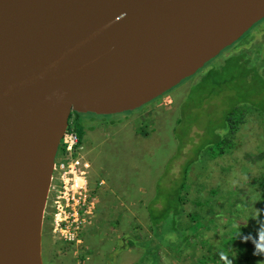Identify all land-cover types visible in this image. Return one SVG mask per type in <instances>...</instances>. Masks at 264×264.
Segmentation results:
<instances>
[{"label":"water","instance_id":"water-1","mask_svg":"<svg viewBox=\"0 0 264 264\" xmlns=\"http://www.w3.org/2000/svg\"><path fill=\"white\" fill-rule=\"evenodd\" d=\"M264 20V0H0V264H44L74 113L135 111Z\"/></svg>","mask_w":264,"mask_h":264},{"label":"rangeland","instance_id":"rangeland-1","mask_svg":"<svg viewBox=\"0 0 264 264\" xmlns=\"http://www.w3.org/2000/svg\"><path fill=\"white\" fill-rule=\"evenodd\" d=\"M235 54L251 64L236 72V85L257 103L242 104L230 134L221 125L239 103L236 92L223 86L208 98L220 85L202 77ZM75 119L68 133L79 138L77 148L84 144L92 163L87 195L94 203L83 244L70 252L53 238L60 217L53 196L44 264H225L226 252L231 264H264L254 249L235 255L241 243L251 245L241 231L264 228L258 218L264 214V20L163 99L117 115L83 114L80 125ZM223 137L229 139L219 153ZM197 213L202 220L191 224Z\"/></svg>","mask_w":264,"mask_h":264},{"label":"built area","instance_id":"built-area-1","mask_svg":"<svg viewBox=\"0 0 264 264\" xmlns=\"http://www.w3.org/2000/svg\"><path fill=\"white\" fill-rule=\"evenodd\" d=\"M71 137L74 141L78 140L76 135H71ZM63 154L64 152L60 153L55 167V182L51 191L46 217L50 203L52 202L51 207L54 206V196V216L57 215V211H60L58 214L60 217L55 218L57 229L53 234V238L67 245L79 247L83 244L80 236L85 227V218L90 214V205L94 203V199H90L89 194L87 195L89 189L87 185L88 164H82L80 160L69 163L67 157L63 158ZM82 178L84 179L83 182L81 181ZM62 194L65 197L61 196Z\"/></svg>","mask_w":264,"mask_h":264},{"label":"trees","instance_id":"trees-1","mask_svg":"<svg viewBox=\"0 0 264 264\" xmlns=\"http://www.w3.org/2000/svg\"><path fill=\"white\" fill-rule=\"evenodd\" d=\"M250 65H251L250 62H245L243 60V56H241L239 54H235V55L230 56V57H228L226 59L225 64H224L223 67H220L219 69H213L212 71L208 72L205 76L202 77L204 84H207V82H209V81H213L214 83L220 85L219 87H215L214 88V92L210 91V94H209L208 98L210 96H212L213 94L218 93L219 90L216 91L217 90L216 88L222 89L223 86H224V88H229L230 87V88H232V89L229 88L230 91L234 90L236 92L235 96H237V101L239 103H237L236 106H232L231 109L226 112V114H225V116L223 118V123L221 125L222 127H224V130L229 131L230 134H233L232 122L235 119V117L238 114H240L239 110H241L242 104L251 103V101H253L252 99L249 100V101L245 100L244 97H243L244 95L241 92V88H239L241 85H239V87H237V85H236V84H239V80H237V78H236L237 77L236 72L237 71H242L244 68L248 69L250 67ZM199 86H196V88H199ZM168 94H166L165 96H167ZM164 97H162V99ZM253 102H255L254 105H256L257 101H253ZM73 115H75V117H76V119H75V121H77L76 124L80 125L81 124L80 118H81V116L83 114L74 113ZM73 115L71 117V120L73 118ZM102 116H107V115H102ZM78 133H79L80 139L83 140V132L78 130ZM219 137H221V136H219ZM228 139L229 138H224L223 137V138H221L220 142L217 143L219 145L218 149H220L219 153H222V149H224L225 143L228 141ZM214 155H216V151L214 152ZM186 167H189V165H187ZM187 173H188V168H187L186 174ZM204 203H206L211 209V206L213 204L212 201L208 200V201H206ZM218 204H220V200L218 201ZM202 208H204V207H202ZM204 209H206V208H204ZM207 211L211 212L212 210L207 209ZM219 212H221V211L218 210L217 213H219ZM249 212H250V210H248V213ZM258 218H259L260 226L262 225L264 227V214H259ZM198 220H202V218H201L200 214L197 213L194 218L192 217V223L191 224L196 223V221H198ZM189 227H191V225H189ZM242 227H244L245 229L248 228L246 226H242ZM224 231H226V228H224ZM241 232H245L244 235H247L249 233L254 235L257 232V230L253 229V232H250V231H241ZM240 235L242 237V234H240ZM245 244H247V243H245ZM226 245L228 246L229 242H227ZM225 249L227 250V248H225ZM253 249H254V245L252 243H251L250 246H245L244 244L241 243L240 246H238V249L235 250L236 254L235 253H233V254L239 256V254L248 253V254L251 255V252H252ZM223 257H224L225 260L232 261V258L227 255V252L224 254ZM233 258H234V261L239 259L238 257L236 258L234 256H233Z\"/></svg>","mask_w":264,"mask_h":264},{"label":"bare ground","instance_id":"bare-ground-1","mask_svg":"<svg viewBox=\"0 0 264 264\" xmlns=\"http://www.w3.org/2000/svg\"><path fill=\"white\" fill-rule=\"evenodd\" d=\"M235 45V44H234ZM205 67V66H204ZM203 67V68H204ZM202 68V69H203ZM201 70V69H200ZM199 70V71H200ZM198 71V72H199ZM197 72V73H198ZM194 76V75H193ZM192 76V77H193ZM191 78V77H189ZM187 78V79H189ZM186 79V80H187ZM185 81V80H184ZM182 81V82H184ZM181 82V83H182ZM180 85V84H179ZM177 85V86H179ZM177 86L175 88H177ZM175 88H173L172 90H174ZM172 90H170L169 92H167L166 94L170 93ZM166 94H164L162 97H164ZM161 97V98H162ZM156 100V99H155ZM154 101V100H153ZM149 104V103H148ZM70 122H71V119H70ZM69 128H70V125H69ZM66 137L68 138L66 140ZM62 142L64 143V146L63 148L65 147L64 149V153L66 154V157L68 158L69 162H76L77 160H80L82 162V164H88V168H87V172L88 171H91L92 170V163L90 162V160L87 158L88 156L86 155V147L84 146V144L80 147V148H77L78 145H79V138L77 141H74L73 138L71 137V135H69V133L67 132V134L65 135V137L62 139L61 141V144H60V148H59V153H58V156L56 158V163H55V166L57 164V161L59 159V155L62 151H60L61 149V146H62ZM75 154V157L73 156ZM87 178H89V175L87 174ZM83 179V178H82ZM91 182H90V178L87 179V185L88 187L90 186Z\"/></svg>","mask_w":264,"mask_h":264},{"label":"clouds","instance_id":"clouds-1","mask_svg":"<svg viewBox=\"0 0 264 264\" xmlns=\"http://www.w3.org/2000/svg\"><path fill=\"white\" fill-rule=\"evenodd\" d=\"M218 207H219V204H218ZM218 210H220V209H218ZM213 213H217V212H213ZM234 227H235V225H234ZM242 240L244 242L250 241L254 245V252H253L254 255H257V256L264 255V228H259L256 232V235H252L251 233L244 235L242 237ZM225 264H231V261L225 260Z\"/></svg>","mask_w":264,"mask_h":264},{"label":"crops","instance_id":"crops-1","mask_svg":"<svg viewBox=\"0 0 264 264\" xmlns=\"http://www.w3.org/2000/svg\"><path fill=\"white\" fill-rule=\"evenodd\" d=\"M68 250L71 252L72 250L70 249V245H69V248H68Z\"/></svg>","mask_w":264,"mask_h":264},{"label":"flooded vegetation","instance_id":"flooded-vegetation-1","mask_svg":"<svg viewBox=\"0 0 264 264\" xmlns=\"http://www.w3.org/2000/svg\"><path fill=\"white\" fill-rule=\"evenodd\" d=\"M89 258H87V260H88Z\"/></svg>","mask_w":264,"mask_h":264}]
</instances>
